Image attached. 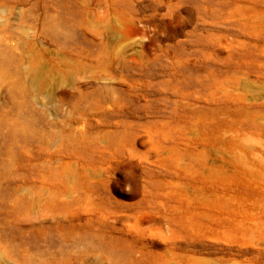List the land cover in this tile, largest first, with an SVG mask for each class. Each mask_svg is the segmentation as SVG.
<instances>
[{
	"label": "rangeland",
	"instance_id": "obj_1",
	"mask_svg": "<svg viewBox=\"0 0 264 264\" xmlns=\"http://www.w3.org/2000/svg\"><path fill=\"white\" fill-rule=\"evenodd\" d=\"M0 264H264V0H0Z\"/></svg>",
	"mask_w": 264,
	"mask_h": 264
}]
</instances>
